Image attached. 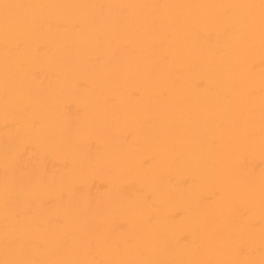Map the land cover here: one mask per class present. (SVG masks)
<instances>
[{"label": "bare ground", "instance_id": "1", "mask_svg": "<svg viewBox=\"0 0 264 264\" xmlns=\"http://www.w3.org/2000/svg\"><path fill=\"white\" fill-rule=\"evenodd\" d=\"M0 264H264V0H0Z\"/></svg>", "mask_w": 264, "mask_h": 264}]
</instances>
